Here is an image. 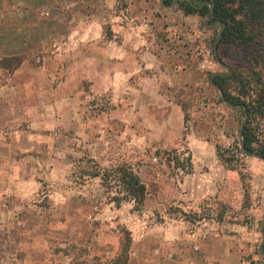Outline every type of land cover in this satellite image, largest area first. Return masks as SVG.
<instances>
[{
  "label": "rangeland",
  "instance_id": "374dc122",
  "mask_svg": "<svg viewBox=\"0 0 264 264\" xmlns=\"http://www.w3.org/2000/svg\"><path fill=\"white\" fill-rule=\"evenodd\" d=\"M183 2L0 0V264L261 261L264 161L210 83L247 56Z\"/></svg>",
  "mask_w": 264,
  "mask_h": 264
},
{
  "label": "trees",
  "instance_id": "16d2710c",
  "mask_svg": "<svg viewBox=\"0 0 264 264\" xmlns=\"http://www.w3.org/2000/svg\"><path fill=\"white\" fill-rule=\"evenodd\" d=\"M161 1L164 6L173 3V0ZM183 4L187 15L209 17L212 24L220 26L219 44L237 45L244 49L249 68L213 74L210 83L218 92L221 102L243 116L237 141L240 145L238 153L257 156L264 161V140L259 137L255 123L256 118L264 112V57L254 47L264 38V0H184ZM216 153L222 161L232 162L219 147H216ZM94 177H99L105 188L116 190L113 199L118 202L131 201L140 210L146 188L132 170L120 167L104 170ZM262 231L261 261L256 264H264V226Z\"/></svg>",
  "mask_w": 264,
  "mask_h": 264
},
{
  "label": "water",
  "instance_id": "95a60500",
  "mask_svg": "<svg viewBox=\"0 0 264 264\" xmlns=\"http://www.w3.org/2000/svg\"><path fill=\"white\" fill-rule=\"evenodd\" d=\"M175 1H176V0H174V3H175ZM240 142H241V139H240ZM241 149H242V148H241ZM257 158H259V157H257Z\"/></svg>",
  "mask_w": 264,
  "mask_h": 264
},
{
  "label": "crops",
  "instance_id": "0c3cea01",
  "mask_svg": "<svg viewBox=\"0 0 264 264\" xmlns=\"http://www.w3.org/2000/svg\"><path fill=\"white\" fill-rule=\"evenodd\" d=\"M19 30H21V29H19ZM2 89V88H1Z\"/></svg>",
  "mask_w": 264,
  "mask_h": 264
}]
</instances>
